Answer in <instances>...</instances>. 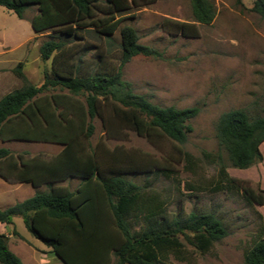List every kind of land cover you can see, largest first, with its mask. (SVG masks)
I'll return each mask as SVG.
<instances>
[{"label":"trees","instance_id":"trees-1","mask_svg":"<svg viewBox=\"0 0 264 264\" xmlns=\"http://www.w3.org/2000/svg\"><path fill=\"white\" fill-rule=\"evenodd\" d=\"M156 1L0 0V6L20 19L28 8L37 6L38 13L31 19L36 33L63 29L77 37L81 30H93L109 37L120 31L121 64L116 71L81 74L80 66L66 58V43L51 39L40 46L43 60L53 57V68L44 70L43 82L31 83L24 73L25 63L20 61L13 72L23 85L0 99V140L63 146L50 158L38 154L26 159L0 147L5 177L35 187L50 186L0 209V223L10 225L15 217L21 218L28 231L65 264H169V255L184 260L181 237L206 252L228 235L223 221L212 212L192 211L185 217L178 214L169 219L166 202L158 194H149L120 175H105L91 146L94 120L101 113L102 103L111 105L114 115L140 136L160 135L184 144L193 130L191 120L199 114L198 106H160L136 93L123 78L122 68L133 57L161 54L140 44L134 27L120 26L119 16ZM190 2L196 23L213 22L216 6L211 0ZM252 10L264 18V0H254ZM57 89L59 92H52ZM217 138L231 165L248 169L264 159V116L252 119L241 109L226 111L219 118ZM184 155L190 162L191 154ZM220 174L221 188L236 187L256 204H264L260 186L257 191L247 185L249 182L230 176L224 165ZM73 178L80 179L74 190L57 184ZM141 220V227L135 230L134 224ZM13 232L19 235L15 228ZM8 241V235L0 233V264H24ZM244 264H264L263 223L259 239L244 255Z\"/></svg>","mask_w":264,"mask_h":264},{"label":"rangeland","instance_id":"rangeland-1","mask_svg":"<svg viewBox=\"0 0 264 264\" xmlns=\"http://www.w3.org/2000/svg\"><path fill=\"white\" fill-rule=\"evenodd\" d=\"M211 1L216 16L210 24L194 21L190 0H157L119 16L120 26L134 27L139 43L161 54L137 55L123 66V78L133 90L160 106L200 108L191 120L193 130L187 141L179 144L165 136H140L105 103L94 120L95 132L90 138L102 172L120 175L149 194H158L166 202L169 219L178 214L185 217L192 211L212 212L225 224L228 235L206 252L181 237L184 260L169 255V264H244V255L259 239L264 224V204H256L236 187L221 188L220 174L224 165L230 176L249 182L247 185L258 191L259 186L264 189L260 180H264V163L234 168L217 138L218 121L226 111L241 109L252 119L264 116V18L252 10L254 0ZM37 13V6H31L20 19L0 6V99L23 85L13 72L20 61L25 63L24 73L31 83L43 82L44 70L53 68V57L43 60L40 46L51 39L66 43V58L80 66L81 74L119 68V29L109 37L93 30H81L77 37L63 29L36 33L31 19ZM181 23L187 27L183 29L178 25ZM0 147L26 159L38 154L50 158L63 146L0 140ZM261 151L264 155V142ZM184 152L191 154L190 162ZM5 167L0 166L1 208L13 202L8 196L11 190L23 195L18 199L34 193L32 184L5 177ZM79 181L73 178L57 184H69L72 189ZM49 189L45 184L35 192ZM142 222L134 224V229L138 230ZM18 229L22 235L27 232L25 225ZM58 259L57 264H63Z\"/></svg>","mask_w":264,"mask_h":264},{"label":"crops","instance_id":"crops-1","mask_svg":"<svg viewBox=\"0 0 264 264\" xmlns=\"http://www.w3.org/2000/svg\"><path fill=\"white\" fill-rule=\"evenodd\" d=\"M264 156V155H263ZM264 161V159H263ZM264 163V162H260ZM259 163V165H261ZM256 166V165H254ZM261 185L264 187V180L261 178ZM80 184V181L78 184L72 188V190L76 189L78 185ZM69 186V184H68ZM32 195L29 197H32L36 192V187L32 185ZM10 200L13 202H9L7 204L8 206L14 205L17 202L24 201L25 199L29 197H23L24 199H18V197H21L23 195L15 193V191L11 190V192L8 194ZM5 206V205H4ZM4 208V207H3ZM0 207V209H3ZM6 208V207H5ZM23 220L19 217L14 218V224L6 225L0 223V233H5L9 237V248L18 255L24 264H57V255H55L51 248L46 246L41 240L35 238L27 229L26 233H23V235L20 233L18 226H23L25 224ZM26 227V226H25ZM16 229L19 235H15L13 232V229ZM29 233V234H28ZM60 262L65 264L63 261L58 259Z\"/></svg>","mask_w":264,"mask_h":264}]
</instances>
